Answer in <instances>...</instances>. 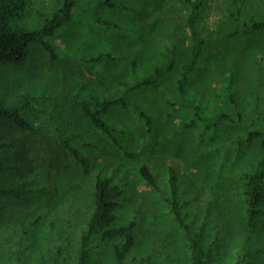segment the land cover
I'll list each match as a JSON object with an SVG mask.
<instances>
[{"label": "rangeland", "instance_id": "374dc122", "mask_svg": "<svg viewBox=\"0 0 264 264\" xmlns=\"http://www.w3.org/2000/svg\"><path fill=\"white\" fill-rule=\"evenodd\" d=\"M61 1L28 0L20 23L42 28ZM78 1L71 19L48 37L57 59H50L43 47L30 45L22 66L8 63L0 68V97L18 105L29 102L22 113L41 126L31 133L0 120V141L11 143L8 153L19 165V170L0 177V187L24 183L29 190L19 199L0 197V264H18L19 254L24 264H42L43 259L76 264L81 229L93 207V175L99 169L124 189L116 223L124 224L132 216L138 220L127 264H142L148 257L152 264H189L185 238L166 204L140 177L141 163H147L162 182L167 180L169 163L175 165L186 206L212 247L215 264H235L240 255L242 264H264V220L255 227L245 224L240 178L264 149L261 139L237 142L254 124L264 126L251 110L256 95L264 111L257 65L264 55V31L226 36L233 27L228 8L239 4L246 18L259 17L264 15V0H202L198 14L206 43L189 90L204 106L219 103L229 109L220 85H227L230 60L236 56L232 85L245 123H225L215 139L200 127L180 131L192 113L180 110L168 115L172 108L166 100L177 96L176 69L155 85L127 93L154 117L152 133L130 109L114 106L103 113L122 142L137 152L135 158L126 157L91 124L79 101L123 94L119 81L141 78L163 58L164 46L174 41L179 61L184 60L190 48L183 34L186 0ZM132 60L137 62L135 71ZM53 127L89 157L91 174L83 172ZM23 223L28 224L25 231ZM114 242L95 236L89 264H118Z\"/></svg>", "mask_w": 264, "mask_h": 264}, {"label": "trees", "instance_id": "16d2710c", "mask_svg": "<svg viewBox=\"0 0 264 264\" xmlns=\"http://www.w3.org/2000/svg\"><path fill=\"white\" fill-rule=\"evenodd\" d=\"M201 1L186 0L188 12L183 25V34L188 38L190 48L184 60L179 61V45L178 42L174 41L172 44L164 46L163 58L154 64L152 70L133 82L126 79L119 81L118 86L123 88V94L115 93L106 99L93 97L94 99L79 101L84 115L91 124L108 135L114 145L128 158H135L137 152L130 150L122 142L103 113L114 106L130 109L144 122L146 130L152 133L154 117L140 104L128 99L127 93L155 85L176 69H178L177 96L166 100V104L172 108L168 115L172 116L173 111L180 110H189L192 113L189 119L182 122L180 131L200 127L203 133H209L210 137L215 139L218 130L225 123H245L237 92L232 85L238 68L236 56L230 60L226 79L227 85H220V90L229 109L219 103H215L213 106H204L197 94L189 90L192 74L201 64L206 43V37L200 32L198 26ZM78 2V0H62L42 28L29 29L20 23L27 8L28 0H0V68L8 63L22 66L26 58V49L30 45L43 47L50 59H57L56 50L49 42L48 37L71 19L73 9L78 5ZM235 3L237 4V2ZM228 13L233 21V27L226 33V36L253 35L264 31V15L246 18L239 4L234 10L228 8ZM132 64V70L135 71L136 60H132ZM257 65L260 70V83L264 87V55L261 56L260 60H257ZM253 101L252 113L256 118L264 121V111L259 108L258 96L253 95ZM28 103L22 102L21 105L8 103L0 97V120L12 122L18 129L35 133L41 127L40 123L28 120L22 113ZM52 132L70 152L72 158L82 167L83 172L87 175L91 174L89 157L72 145L69 137L59 128L53 127ZM256 139H261V145L264 149V126L260 127L258 124H254L252 130L237 138V142L242 144ZM10 145V142L0 141V177L19 170V165L13 162L12 156L8 153ZM138 171L140 177L166 204L171 219L182 232L189 255V264H215L213 261L214 251L204 241L202 229L196 225V219L191 217V211L186 206V200L182 196L181 180L175 165L169 163L166 182H162L159 175L147 163L139 164ZM240 178L244 203L243 219L247 227H255L258 221L264 220V153L255 160L252 169L241 172ZM25 187L26 184L24 183L0 187V197L22 198L24 194L29 192ZM123 196L124 189L122 186L114 182L112 177L107 175L103 169H99L93 175V207L81 229L79 248L76 251V264H89L90 244L97 235L103 241H115L112 251L116 262L127 264V256L136 244L138 220L136 216H132L124 224L116 223ZM209 205L211 208L212 203ZM31 223L34 224L33 221L30 222V225ZM27 225L23 223L24 231L28 228ZM243 257L244 255H240L235 264H242ZM17 260L18 264H24L20 254L17 255ZM141 262L142 264H152L150 257L143 258ZM42 264L55 263L43 259Z\"/></svg>", "mask_w": 264, "mask_h": 264}]
</instances>
